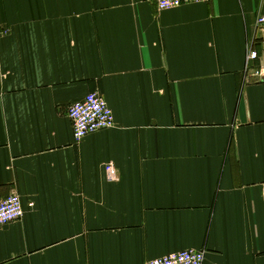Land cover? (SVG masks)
I'll return each instance as SVG.
<instances>
[{"label": "crops", "instance_id": "0c3cea01", "mask_svg": "<svg viewBox=\"0 0 264 264\" xmlns=\"http://www.w3.org/2000/svg\"><path fill=\"white\" fill-rule=\"evenodd\" d=\"M259 16L264 0H0V202L24 209L0 264H264ZM90 93L115 126L74 143Z\"/></svg>", "mask_w": 264, "mask_h": 264}, {"label": "built area", "instance_id": "2783aa9c", "mask_svg": "<svg viewBox=\"0 0 264 264\" xmlns=\"http://www.w3.org/2000/svg\"><path fill=\"white\" fill-rule=\"evenodd\" d=\"M155 3L159 11L170 10L180 5L203 3L208 0H150ZM255 28L264 30V16H259L255 22ZM6 32H0V38ZM258 59L257 52L252 45H247L245 49V70L251 68V64ZM264 72V69H263ZM68 119L72 126V135L74 143L80 142L86 136L102 130H108L115 126L112 111L106 102L97 94H87L80 102L73 103L67 111ZM107 180L117 182V172L114 166L106 164L104 167ZM33 203L28 207L33 208ZM24 215V209L21 199L17 195H10L0 202V227L10 222L19 220ZM147 264H208L206 262V253L204 251L184 250L172 253L154 260Z\"/></svg>", "mask_w": 264, "mask_h": 264}, {"label": "bare ground", "instance_id": "6f19581e", "mask_svg": "<svg viewBox=\"0 0 264 264\" xmlns=\"http://www.w3.org/2000/svg\"><path fill=\"white\" fill-rule=\"evenodd\" d=\"M109 181V180H108ZM110 182V181H109ZM20 220V219H19ZM17 221V220H16ZM14 222V221H13ZM11 223V222H10ZM7 225V224H6ZM5 226V225H4ZM1 228V227H0Z\"/></svg>", "mask_w": 264, "mask_h": 264}]
</instances>
